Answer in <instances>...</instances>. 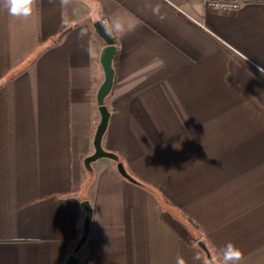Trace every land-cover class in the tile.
I'll return each mask as SVG.
<instances>
[{
	"label": "crops",
	"instance_id": "1",
	"mask_svg": "<svg viewBox=\"0 0 264 264\" xmlns=\"http://www.w3.org/2000/svg\"><path fill=\"white\" fill-rule=\"evenodd\" d=\"M0 0V264H264V2ZM116 42L102 138L105 41ZM200 260H195V256Z\"/></svg>",
	"mask_w": 264,
	"mask_h": 264
},
{
	"label": "water",
	"instance_id": "2",
	"mask_svg": "<svg viewBox=\"0 0 264 264\" xmlns=\"http://www.w3.org/2000/svg\"><path fill=\"white\" fill-rule=\"evenodd\" d=\"M94 28L96 32L105 41V46H103L100 54V62L104 71V80L102 81L101 85L98 88L97 97H96L98 103V109L100 112V121L97 126L93 140L94 151L92 154L85 157L84 166L87 170L92 172L93 169L91 164L93 161L103 157L109 158L116 162L118 171L124 177L128 178L131 181H134V178L127 172L123 162L119 160V156L114 152L104 149V147L102 146V138L108 126V120L110 116V111L105 104V98L110 93L113 86L114 73H115L113 60L117 47L116 44L114 43V39L112 35L110 34L109 30L103 25L102 21L100 20L96 21L94 23ZM82 206L85 210L83 232L76 243L73 253L67 256L64 264H77L80 261L77 252L86 242L89 235L90 223L92 219V206L88 200H83ZM197 245L204 251L207 260L212 261V255L206 243L200 240L197 242Z\"/></svg>",
	"mask_w": 264,
	"mask_h": 264
},
{
	"label": "clouds",
	"instance_id": "3",
	"mask_svg": "<svg viewBox=\"0 0 264 264\" xmlns=\"http://www.w3.org/2000/svg\"><path fill=\"white\" fill-rule=\"evenodd\" d=\"M32 2L33 0H7L9 13L11 15L27 16L31 13ZM221 254L222 264H240V261L243 258L242 251L231 242L225 245V247L221 250ZM194 259L200 260V257L197 255ZM176 264H186V262L182 257H178ZM213 264H215L214 261Z\"/></svg>",
	"mask_w": 264,
	"mask_h": 264
},
{
	"label": "built area",
	"instance_id": "4",
	"mask_svg": "<svg viewBox=\"0 0 264 264\" xmlns=\"http://www.w3.org/2000/svg\"><path fill=\"white\" fill-rule=\"evenodd\" d=\"M202 2L208 10L231 13L238 11L245 4L264 2V0H202ZM102 23H106L105 18Z\"/></svg>",
	"mask_w": 264,
	"mask_h": 264
},
{
	"label": "trees",
	"instance_id": "5",
	"mask_svg": "<svg viewBox=\"0 0 264 264\" xmlns=\"http://www.w3.org/2000/svg\"><path fill=\"white\" fill-rule=\"evenodd\" d=\"M112 35V34H111ZM112 37H113V35H112ZM113 39H114V42H116V40H115V38L113 37ZM117 54V53H116ZM116 54H115V57H116ZM113 84H114V81H113ZM112 88H113V86H112ZM134 181L135 182H138V180L137 179H134ZM211 263H213V260L212 261H210Z\"/></svg>",
	"mask_w": 264,
	"mask_h": 264
}]
</instances>
